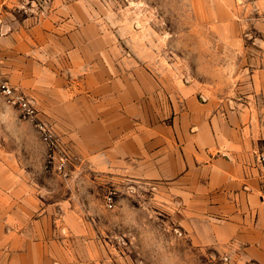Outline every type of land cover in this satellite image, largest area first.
<instances>
[{
    "label": "rangeland",
    "instance_id": "374dc122",
    "mask_svg": "<svg viewBox=\"0 0 264 264\" xmlns=\"http://www.w3.org/2000/svg\"><path fill=\"white\" fill-rule=\"evenodd\" d=\"M0 58L36 108L0 92V264H262L152 171L180 134L248 126L264 152V0H0ZM38 63L55 87L22 85Z\"/></svg>",
    "mask_w": 264,
    "mask_h": 264
},
{
    "label": "crops",
    "instance_id": "0c3cea01",
    "mask_svg": "<svg viewBox=\"0 0 264 264\" xmlns=\"http://www.w3.org/2000/svg\"><path fill=\"white\" fill-rule=\"evenodd\" d=\"M36 46L39 48L38 43ZM26 47L30 49L31 44ZM72 49H68L69 55L77 52ZM26 70L28 68L24 69L21 82L27 88L44 90L57 85L56 75L42 64L38 63L32 72L24 75ZM190 103L193 110L198 108L194 100ZM179 137L180 144L170 143L171 150L166 149L164 158L155 156V165L163 161L164 171L156 167L152 173L177 183L176 190L187 207L196 205L194 212L203 213L204 217L211 212L220 214L219 219L227 225L226 236L231 238L235 234L239 242L253 246L257 251L255 259L264 264V198L253 156L256 139L250 128L240 126L222 135L205 131L192 134L190 138L182 134ZM178 145L181 146L179 157L174 156ZM116 150L117 156L129 153L124 141L119 142ZM130 154L135 153L125 155ZM100 157H104L103 163L109 162L106 153H101ZM61 255L58 264H101L93 261L90 254Z\"/></svg>",
    "mask_w": 264,
    "mask_h": 264
},
{
    "label": "built area",
    "instance_id": "2783aa9c",
    "mask_svg": "<svg viewBox=\"0 0 264 264\" xmlns=\"http://www.w3.org/2000/svg\"><path fill=\"white\" fill-rule=\"evenodd\" d=\"M0 92L7 102L13 106L18 107L23 115L28 118H34L36 115V108L33 101L25 93L21 92L16 88L10 80L7 78L3 71V62L0 58ZM39 130L43 136V141L50 147L53 151L51 156L52 160L56 158L60 159L59 168L64 166V158L61 155H57V150L59 148V143L55 137L53 131L45 123L39 124ZM60 156V157H59ZM257 162L255 167L259 170L258 177H260V186L262 191V198H264V152H259L256 156ZM111 200V198H109ZM111 204V202H109ZM111 206V205H109Z\"/></svg>",
    "mask_w": 264,
    "mask_h": 264
}]
</instances>
